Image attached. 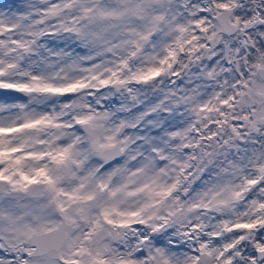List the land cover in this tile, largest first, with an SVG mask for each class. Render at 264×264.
I'll return each instance as SVG.
<instances>
[{"label":"rangeland","instance_id":"374dc122","mask_svg":"<svg viewBox=\"0 0 264 264\" xmlns=\"http://www.w3.org/2000/svg\"><path fill=\"white\" fill-rule=\"evenodd\" d=\"M257 1L0 0V85L33 90L0 88V264H247L264 242ZM116 139L105 164L94 147ZM39 141L61 165L42 206ZM60 219V249L30 255Z\"/></svg>","mask_w":264,"mask_h":264},{"label":"flooded vegetation","instance_id":"af4514ba","mask_svg":"<svg viewBox=\"0 0 264 264\" xmlns=\"http://www.w3.org/2000/svg\"><path fill=\"white\" fill-rule=\"evenodd\" d=\"M256 11L258 13L264 12V0H258L257 1ZM258 13H255V21H254L255 22L254 23V27L257 29L258 34H260V36L258 37V40H256V48H257V50L261 51V53H262V51L264 49V17L261 18ZM241 41H242V43L244 42L243 39H241ZM258 53L260 54V52H258ZM237 69H239V67ZM253 72H255V73H253L254 74V80L255 81H259L260 80V83L262 85H264V62H259L254 67ZM177 76L180 77V73L179 72H177ZM0 88L3 91V95L4 96L12 97L14 99L26 98L27 96H29V95H31L33 93V90H29L28 93H21V92L8 93V92H6L5 88H3L1 85H0ZM262 94L264 95V92ZM19 104L20 103H17V107L19 106ZM262 107L263 106L260 105V109L257 110L258 115L256 116V118H257V122L259 123V129H260V133H258V134L264 136V109H262ZM252 122H254V121H252ZM33 128H34V126H32V127L28 126L26 128L27 132L31 133ZM44 128H46V127L45 126L41 127L40 132H43ZM20 130H21V127L19 126V127H16L13 132H19V136H22L23 133H21ZM56 141H57L56 137H54L53 139H51V144L52 145L55 144ZM38 144H39V147L37 146L35 148V145L33 146L34 147V152L32 153V157H37V159L33 158L34 159L33 163L37 166L34 169V171H33V173H34L33 176H35V179H37V181H34V180L29 181L28 184L30 185V193L32 194V190L34 191L33 195H34L35 198H32V199H33L35 205L36 206H42V204H45L44 200H46V197H48L50 192H51V187H49V185L51 184V180H52L51 177L52 176L53 177L57 176L58 172L61 169V165H57L56 162L54 161V158L52 157V154H53V152L55 150V149H51L50 148V147H52V145L51 146L50 145H46L45 141H39ZM256 144H258V145H256L255 148L257 150L258 149L260 150V152H259V157H260L262 152H264V147L261 148V146H259V143H256ZM18 150H20V148ZM94 150L97 151V154L99 156V153H98L99 152V148L94 147ZM31 160H32V158H31ZM260 160L264 161L262 156L260 157ZM113 161H115V160H111L110 162H104V161L103 162L105 164H108V163H111ZM257 162L260 163L259 159L257 160ZM53 166L55 167V173H54V167ZM50 167L52 168L51 176L48 175V171H49ZM53 173H54V175H53ZM34 187H36L37 189H34ZM46 207L47 206H44V208H46ZM61 221H64L66 223V229H67V221L65 219H60V220H57L55 222V224H53L52 226L47 227L44 230H47L49 228H52V227L56 226ZM198 229H200V228L198 227ZM41 231H43V230H41ZM33 232H36V231H33ZM246 236L248 238L250 236V233L247 232ZM252 240H255V238H252ZM29 242H30V240H29ZM259 243L260 242H255L254 243L255 246L250 250V254L253 253V256L247 262V264H264V242L260 243V245L256 246ZM197 253H198L199 256L197 257L196 262H199V260H203V259H209V257H210V254H207L204 249L198 250ZM204 253H206V254H204ZM225 264H229V262L227 261ZM243 264H245V263H243Z\"/></svg>","mask_w":264,"mask_h":264},{"label":"water","instance_id":"95a60500","mask_svg":"<svg viewBox=\"0 0 264 264\" xmlns=\"http://www.w3.org/2000/svg\"><path fill=\"white\" fill-rule=\"evenodd\" d=\"M233 8L229 7L227 9H222L216 15V21L220 26L221 30L226 34H231L236 30V24L229 19V16L232 12ZM209 44H212L213 41L209 40ZM9 92H23L27 93L28 91L25 89H17L14 87H5ZM83 128L88 134L93 133V127L89 126L86 122L82 123ZM122 154V149L120 147V140H117L113 145L105 146L100 149L99 155L106 161H110L114 158L119 157ZM66 223L64 221L59 222L57 226H54L50 229L40 231V232H32L28 238L30 240L31 245L33 246L32 251H30V255H41L50 250H58L66 237L65 231ZM123 226H118V232L114 235V237H121ZM205 254V253H204Z\"/></svg>","mask_w":264,"mask_h":264}]
</instances>
